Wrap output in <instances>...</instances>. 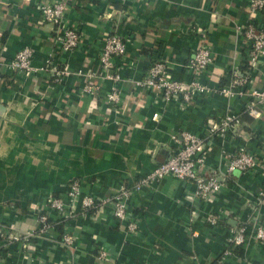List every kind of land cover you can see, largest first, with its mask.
<instances>
[{
    "label": "crops",
    "instance_id": "obj_1",
    "mask_svg": "<svg viewBox=\"0 0 264 264\" xmlns=\"http://www.w3.org/2000/svg\"><path fill=\"white\" fill-rule=\"evenodd\" d=\"M51 1L0 0L2 57L28 45L34 66L51 57L57 69L68 71L56 78L49 70L25 74L0 66V222L13 223L20 233L37 232L40 213L56 218L48 199L57 195L72 214L63 232L73 235L74 244L65 246L55 227L26 247L0 239V264H264V244L255 240L245 245L244 257L232 254L219 262L229 232L252 218L264 185V105L259 116L245 115L249 97L216 91L245 65L249 45L240 28L250 21L264 28V7L253 12L252 0H72L65 23L79 29L80 39L73 51H60L54 26L38 7ZM112 31L127 45L116 60L121 100L115 106L104 102L109 80H93L100 84L95 95L84 92ZM200 47L213 54L201 76L212 93L166 102L137 85L160 58L172 78L189 79L186 61ZM249 77L250 87L264 89V56ZM227 111L252 117L241 123L247 132L240 134L238 126L226 139L208 137ZM182 130L208 137L204 172L222 184L208 199L195 197L194 183L167 175L129 198L137 224L130 231L110 205L85 213L68 196L72 179L81 181L82 195L96 197L133 185L172 154L173 135ZM241 145L256 155L257 166L226 174ZM207 212L222 221L208 223ZM258 216L264 222V202Z\"/></svg>",
    "mask_w": 264,
    "mask_h": 264
},
{
    "label": "built area",
    "instance_id": "obj_2",
    "mask_svg": "<svg viewBox=\"0 0 264 264\" xmlns=\"http://www.w3.org/2000/svg\"><path fill=\"white\" fill-rule=\"evenodd\" d=\"M72 0H54L51 2H42L39 4V10L42 19L54 26V41L60 51H73L79 43V29L75 26H68L65 23V12ZM251 10L257 12L264 7V0H252ZM249 45L244 59L246 70L235 68L227 85L219 88L217 93L225 97L247 96L249 101L245 105L243 113L251 116L260 115V107L264 105V89L250 87V72L258 65L260 59L264 56V28L257 26L253 21L248 22L240 28ZM127 52V45L122 36L116 31L109 32L102 42V50L99 58V65L96 71L87 74L88 83L84 86V92L97 94L100 90V84L93 83L96 78L109 80L113 82L109 91L106 92L104 102L106 105L115 106L120 103L121 94L117 85L120 79L118 72L117 58H121ZM0 53V66L14 72L31 74L38 70L50 71L56 78L67 75L66 69H57L48 57L42 67L33 65L34 51L28 45L20 48L12 58L6 59ZM213 54L208 47L198 48L190 56L185 64V68L190 73V78L186 80L174 79L169 75L165 59H157L148 67L146 74L137 82V85L153 91L157 96L166 102L181 100L185 103L191 101L195 95H204L212 93V89L202 81V74L213 62ZM242 113H233L227 111L219 120L211 126L208 137L226 139L230 135L237 133ZM153 118L156 120L158 114ZM208 137L197 135L188 130H182L173 135L177 142L172 154L163 162L156 165L151 171L142 175L133 185L123 186L116 193L107 197H96L93 195H82L81 181L74 179L67 187V194L72 201H78L81 211L89 213L102 206L110 205L113 215L122 222H126L130 231H134L137 224L131 220L128 200L134 193L142 191L152 184L153 181L163 179L167 175H174L188 180L195 185L194 194L199 199H208L213 194L220 191L222 184L215 176H208L204 172L205 151L207 150ZM258 164L254 153L249 152L244 145L237 148L235 154L231 157L225 169L226 174H232L233 171H249ZM264 202V185L256 195L254 211L257 213L255 218L244 221L240 227L231 229L227 236V245H247L250 240H255L264 244V222L259 219V212ZM48 206L56 211V218L51 219L47 213L38 215L40 226L37 232L27 231L20 233L13 223L0 222V239L5 245L15 242H22L26 247L31 238L37 237L48 229H52L56 224L65 222L72 215L68 212L66 205L60 197H49ZM205 220L216 225L222 221V215L207 212ZM65 246L74 244L72 234L64 233L61 239ZM227 247V246H226ZM232 255L230 249L225 248L219 262H223ZM253 264V263H251Z\"/></svg>",
    "mask_w": 264,
    "mask_h": 264
},
{
    "label": "trees",
    "instance_id": "obj_3",
    "mask_svg": "<svg viewBox=\"0 0 264 264\" xmlns=\"http://www.w3.org/2000/svg\"><path fill=\"white\" fill-rule=\"evenodd\" d=\"M255 23V22H254ZM247 69V65H244L242 68H241V70H246ZM245 115H246V113H245ZM248 116V117H247ZM247 116H244V118H248V120H251L252 119V117L251 116H249V115H247ZM243 116H241L240 117V125H239V129H241V131L239 132L240 134L243 132V131H246L245 129H243L242 127H241V123H243L242 121H243ZM247 132V131H246ZM208 176H210V175H208ZM72 180H74V179H72ZM71 180V181H72ZM70 181V182H71ZM70 182L68 183V186H69V184H70ZM67 186V187H68ZM53 197H58L57 195H54ZM92 212V211H91ZM257 216V213L254 211L253 212V215H252V218H255ZM64 224H65V222H60V223H58V224H56L55 225V229H56V231H58L60 234H62V236H63V234H64V232H63V229H64ZM244 224V222H239L238 224H237V226L236 227H240V226H242ZM244 247H245V245H233V244H229V245H227V247L226 248H228V249H230V251H231V253L232 254H236V255H239L240 257H244V251H245V249H244ZM222 256V255H221ZM220 256V257H221ZM219 257V258H220Z\"/></svg>",
    "mask_w": 264,
    "mask_h": 264
},
{
    "label": "water",
    "instance_id": "obj_4",
    "mask_svg": "<svg viewBox=\"0 0 264 264\" xmlns=\"http://www.w3.org/2000/svg\"><path fill=\"white\" fill-rule=\"evenodd\" d=\"M4 109V106L0 105V110H3Z\"/></svg>",
    "mask_w": 264,
    "mask_h": 264
}]
</instances>
